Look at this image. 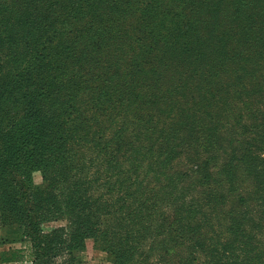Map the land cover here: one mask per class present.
Returning <instances> with one entry per match:
<instances>
[{
	"label": "rangeland",
	"instance_id": "obj_1",
	"mask_svg": "<svg viewBox=\"0 0 264 264\" xmlns=\"http://www.w3.org/2000/svg\"><path fill=\"white\" fill-rule=\"evenodd\" d=\"M223 1L196 27L202 36L229 35L225 54L243 68L247 105L231 84L217 107L225 126L202 137L209 152L172 153V168L169 152L158 154L170 138L132 130L118 104L95 111L83 79L102 81L121 42L109 41L107 23L77 15L40 27L14 8L23 0L0 9V264H264V48L263 57L245 59L259 47L237 43L243 30L264 40V0ZM140 18L130 11L125 22ZM125 22L134 36L135 24ZM170 130L175 141L188 139ZM205 160L203 171L190 169Z\"/></svg>",
	"mask_w": 264,
	"mask_h": 264
},
{
	"label": "trees",
	"instance_id": "obj_2",
	"mask_svg": "<svg viewBox=\"0 0 264 264\" xmlns=\"http://www.w3.org/2000/svg\"><path fill=\"white\" fill-rule=\"evenodd\" d=\"M23 1V4H16L14 8H22V15L29 16L28 20L31 25L36 23L37 18L41 27L42 23L47 26V21L51 25H56L58 21H66L67 16L77 15L107 23L106 25L110 27L109 41L118 39L121 42L116 43L113 48L110 56L113 69L104 72L102 75L104 82L96 79L94 83L92 77L83 79L88 84V90L92 92L90 96L93 97L92 103H94L95 111L97 112L105 103L111 102L114 106L118 104L128 111L130 115L128 118L132 120V130L138 127L142 128L146 139L147 134L153 133L157 138H163V142L170 138L173 144L169 145L165 142L166 145L158 149V154L161 150L164 153L169 152L164 155V158L171 159L173 154L182 151L201 154L209 152L204 144L207 139L203 138H206L213 128H217V124L220 125L219 127L225 126L220 119L228 118V115L227 113L220 115L219 111H222L220 109L222 106L217 107L222 103L223 94L225 97L230 96L231 84L236 83L235 98L240 100L242 106L247 105V102L242 99L244 90L243 92L239 91L243 86L240 81L243 68L233 66L231 63L234 56L225 54L229 35L226 38V34L221 32V36L215 38L202 36L196 27L203 21V12L210 9L211 12L219 10L220 6H224L223 0ZM7 2L19 3V0H0V5H3L0 6V9H11L4 7ZM245 3L246 0H239L240 5ZM232 5H235L234 0ZM62 9H66V11L60 12ZM130 11L139 12L140 20L125 22V17ZM104 16L109 22L104 19ZM123 19L127 24H135L134 36H128V29L123 24H119V20ZM83 23L86 25V22ZM143 26L150 27V30L144 33ZM70 31L73 36H77L73 28ZM80 31L81 29H79ZM243 31L244 36L237 40L238 45L241 47H256L258 45L257 47H259L256 53L255 50L250 51L245 59L256 58V56L263 57L261 48H264V40H260L257 38L258 36H246V30ZM82 32L85 36L84 29ZM147 34L148 36H146ZM148 37L149 41H147ZM232 38L236 40L237 36H232ZM98 40L100 39L97 38L96 42ZM98 44L102 47V41ZM86 55H83L82 60L85 59L84 61L88 62ZM97 91L103 95L94 94ZM227 100L230 102V98ZM259 100L257 99V101ZM223 103L225 104V101ZM226 105L228 107L227 102ZM161 119L168 120L173 125L169 128L165 127L160 123ZM110 121L114 122L113 119ZM194 121L197 124L195 126L197 130H194L193 135L192 123ZM121 123L124 125V122ZM158 123H160L159 126ZM13 126H16V131L21 130L17 127V123H14ZM175 127L179 128V132L187 133L188 139L183 143L179 139L175 141V138H179V136L170 130H174ZM114 137L115 135L110 140ZM1 138H3L2 147L8 149V137L1 134ZM110 140L104 144H108ZM118 149L117 147L116 152ZM245 157H247V153L244 154ZM174 158L170 161L169 168L173 167ZM207 161H193L190 169L199 168L198 170L203 171V166L208 163ZM185 174V171L177 173L173 179L168 181L181 179L180 175ZM131 192L124 191L123 194ZM148 192L150 193L151 190ZM139 211L140 209L137 208L135 213Z\"/></svg>",
	"mask_w": 264,
	"mask_h": 264
}]
</instances>
